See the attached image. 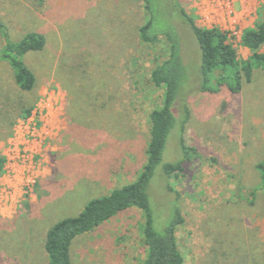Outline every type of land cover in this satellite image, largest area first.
Segmentation results:
<instances>
[{
	"label": "rangeland",
	"instance_id": "obj_1",
	"mask_svg": "<svg viewBox=\"0 0 264 264\" xmlns=\"http://www.w3.org/2000/svg\"><path fill=\"white\" fill-rule=\"evenodd\" d=\"M179 1L198 25L226 33L241 61L251 60L241 36L264 19V0H235L231 15L219 10L222 0ZM177 15L190 75L182 98L190 117L173 131L164 154V162L184 159L182 169L168 177L160 165L152 202L162 214L179 202L185 264H264V192L256 166L264 161V68L255 66L239 91L201 90L199 45ZM146 17L143 0H0V51L7 40L31 31L46 37L44 49L24 57L37 77L32 91L21 90L10 66L0 62V155L5 158L13 131L8 134L25 108L41 105L36 119L45 115L49 132L30 190L5 176V158L0 264H48L44 246L54 223L77 216L91 199L136 180L143 170L150 112L163 93L150 74L169 54L164 37L154 44L140 40ZM10 183L15 186L8 201ZM159 216L158 229L168 221ZM143 223L142 211L132 207L77 236L73 264H142Z\"/></svg>",
	"mask_w": 264,
	"mask_h": 264
},
{
	"label": "trees",
	"instance_id": "obj_2",
	"mask_svg": "<svg viewBox=\"0 0 264 264\" xmlns=\"http://www.w3.org/2000/svg\"><path fill=\"white\" fill-rule=\"evenodd\" d=\"M143 1L147 17L138 29L140 40L154 44L164 37L169 43L168 56L155 65L150 74L151 82L162 89L163 93L161 105L150 112V141L146 163L136 180L116 187L107 195L91 199L77 216L62 218L49 228L44 246L48 264H73L71 245L77 236L92 231L132 207L140 209L144 218L142 238L146 254L142 264L186 263L179 246V229L184 222L179 202L174 201L169 208L165 207L164 214L159 213L152 202V182L160 165L162 173L168 177L182 169L184 159L164 162V154L173 131L179 126L183 128L190 117V109L182 98L190 75L182 54V34L175 23L174 14L182 16L198 42L201 90L215 92L228 86L233 91H239L244 79H251L255 66L264 68V52H260L264 45V19L243 30L241 43L252 52L251 60L246 62L239 59L237 50L228 41L226 33L214 27L198 25L179 0ZM45 45V35L39 31H31L19 41L7 40L0 51V62H6L10 66L15 83L21 90L32 91L37 83L36 74L26 63L25 55L31 51H40ZM33 109V106L25 108L20 117H29ZM18 120L19 118L15 122ZM179 148L183 156L187 157L183 136H180ZM4 164L5 158L0 155V174ZM256 166L260 189L264 192V161L258 162ZM156 215L161 220L166 217L165 220H168L160 229L156 225Z\"/></svg>",
	"mask_w": 264,
	"mask_h": 264
},
{
	"label": "built area",
	"instance_id": "obj_3",
	"mask_svg": "<svg viewBox=\"0 0 264 264\" xmlns=\"http://www.w3.org/2000/svg\"><path fill=\"white\" fill-rule=\"evenodd\" d=\"M235 0H222L221 7L232 14V3ZM207 17V16H206ZM44 107V106H43ZM41 111V105L33 109L31 115L27 118H20L14 125L13 134L9 137L7 147L4 151L6 158L5 171L6 175L13 177L15 183L24 184L26 190H30L35 183L34 168L41 165L43 160V146L49 134L47 119L39 114L41 125L36 119V111ZM47 116V115H46ZM40 162V163H39ZM40 167V166H39ZM12 186L10 183L8 187V201L11 199Z\"/></svg>",
	"mask_w": 264,
	"mask_h": 264
},
{
	"label": "crops",
	"instance_id": "obj_4",
	"mask_svg": "<svg viewBox=\"0 0 264 264\" xmlns=\"http://www.w3.org/2000/svg\"><path fill=\"white\" fill-rule=\"evenodd\" d=\"M45 171H46V170H45ZM48 171H49V170H48V168H47V173H48ZM43 173H44V172H43Z\"/></svg>",
	"mask_w": 264,
	"mask_h": 264
}]
</instances>
